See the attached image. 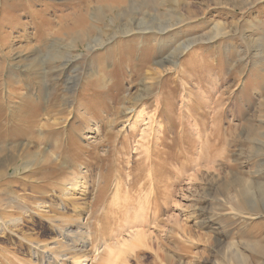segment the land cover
I'll list each match as a JSON object with an SVG mask.
<instances>
[{
    "label": "rangeland",
    "instance_id": "1",
    "mask_svg": "<svg viewBox=\"0 0 264 264\" xmlns=\"http://www.w3.org/2000/svg\"><path fill=\"white\" fill-rule=\"evenodd\" d=\"M126 1L0 0V264H264V0Z\"/></svg>",
    "mask_w": 264,
    "mask_h": 264
},
{
    "label": "bare ground",
    "instance_id": "2",
    "mask_svg": "<svg viewBox=\"0 0 264 264\" xmlns=\"http://www.w3.org/2000/svg\"><path fill=\"white\" fill-rule=\"evenodd\" d=\"M124 2L127 4L128 1L124 0ZM90 3H91V2H90ZM86 6H87V5H86ZM126 6H127V5H126ZM95 10H96V9H95ZM109 10H110V9H109ZM104 11H105V9H104ZM77 12H78V11H77ZM74 15H75V14H74ZM78 21H79V20H78ZM71 22H72V20H71ZM85 23H86V22H85ZM75 24H76V23H75ZM86 25H87V24H86ZM76 26H77V25H76ZM151 27H152V26H151ZM76 28H79V26L76 27ZM153 28H154V27H153ZM167 28H168V27H167ZM72 29H73V28H72ZM72 32H73V31H72ZM70 33H71V32H70ZM95 42H96V41H95ZM53 58H55V57H53ZM77 189H78V188H77ZM261 193H262V192H261ZM263 193H264V191H263ZM248 209H249V208H248ZM252 212H255V211H252ZM63 220H64V219H63ZM6 224H7V223H6ZM67 230H68V229H67ZM81 230H82V229H81ZM83 230H84V229H83ZM88 233H89V232H88ZM88 233H87V231H86V233H85V231H81V232H80V235H85V234L87 235ZM79 237H80V236H79ZM81 237H82V236H81ZM65 238H66V237H65ZM86 238H87V237H86ZM86 238H85V240H87ZM83 239H84V238H83ZM74 241H76V240H74ZM72 243H73V242H72ZM70 246H71V245H70ZM87 246H88V241H84V242L82 243V247L86 249ZM71 250H72V249H71ZM76 250H77V249H76ZM83 250H84V249H83ZM73 251H74V250H73ZM80 251H81V250H80ZM83 252H84V251H83ZM79 254H80V253H79ZM54 256H55V255H54ZM63 256H64V255H63ZM64 258H65V257H64Z\"/></svg>",
    "mask_w": 264,
    "mask_h": 264
}]
</instances>
